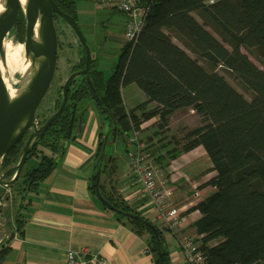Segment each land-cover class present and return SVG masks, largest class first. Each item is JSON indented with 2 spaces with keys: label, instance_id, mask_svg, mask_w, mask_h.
Listing matches in <instances>:
<instances>
[{
  "label": "trees",
  "instance_id": "obj_1",
  "mask_svg": "<svg viewBox=\"0 0 264 264\" xmlns=\"http://www.w3.org/2000/svg\"><path fill=\"white\" fill-rule=\"evenodd\" d=\"M53 1L62 12L77 19L76 0ZM194 12L199 20L192 15ZM23 26L25 20L19 11L13 33ZM207 28L216 32L219 39ZM172 37L196 58L175 44ZM242 48L253 50L264 60V0H153L136 42L121 47L101 90L98 87L101 73L95 60H90L89 76L101 106L92 101L86 81H77L69 89L64 110L32 145L25 164L34 158L36 165L23 167L10 188L17 201L15 229L20 232L23 210L30 204L29 196L37 193L68 141L74 138L78 117L87 109L82 103L91 101L108 125L107 137L110 135L112 141L120 138L125 143V136L132 129L140 130L142 122L156 117L155 137L159 146L155 152L171 146L166 155L174 159L201 146L214 172L202 185L211 186L214 191L190 208L200 214L192 227L203 264H264V71ZM82 53V62L76 68L84 66L83 49ZM200 60L209 71L200 65ZM217 68L228 71L250 92V100L219 75ZM131 84L145 94L146 100L126 110L121 89ZM60 103L61 97L54 111ZM188 110L197 116L198 125L187 129L179 140L163 142L172 115ZM104 137L103 133L99 134L96 167L101 169V174L110 176L114 167L108 168L107 163L114 162V158L105 152L108 138L105 141ZM26 138L27 134L2 158L0 169L7 180L14 174ZM163 159L160 155L154 158L159 163ZM94 181L92 176L89 189L96 195ZM99 192L120 211L141 216L105 194L100 183ZM116 216L137 234L146 235L156 264H159L158 254L162 255V264H170L163 229L141 216L158 230L156 238L143 222ZM8 250L7 246L0 249V264H4Z\"/></svg>",
  "mask_w": 264,
  "mask_h": 264
},
{
  "label": "crops",
  "instance_id": "obj_2",
  "mask_svg": "<svg viewBox=\"0 0 264 264\" xmlns=\"http://www.w3.org/2000/svg\"><path fill=\"white\" fill-rule=\"evenodd\" d=\"M124 20L123 16L122 26ZM112 35L107 33L108 37ZM128 86H132L131 98L124 100V88L121 97L125 109L131 110L145 101L146 96L134 84ZM136 99L138 101H133ZM86 106L74 138L66 144L52 173L40 184L34 201L30 200L23 210L24 222L20 232L14 228L9 237H0V245L4 241L9 247L4 264H64L68 251L79 252L84 248L102 256L107 264H156V256L148 247L146 235L137 234L114 212L106 211L89 189L90 179L97 168L96 152L104 122L95 106ZM157 124L156 117L142 122L140 139L145 143V152L149 151L148 160L158 170L161 186L173 191L172 204L181 219L176 232L163 231L164 247L170 264H189L177 242V235L196 238L192 225L200 214L190 208L214 191L211 186H202L214 172L201 146L174 159H168L166 155L171 148L169 145L155 152L159 146L155 137L158 130L154 128ZM166 135L165 132L163 137ZM169 141L165 138L163 142ZM128 149L130 147L126 144L122 158L108 153L114 162L108 161L107 166L113 165L114 170L110 176L101 174L99 183L105 194L123 202L160 228L156 211L144 188L129 171ZM159 155L164 158L161 163L154 160Z\"/></svg>",
  "mask_w": 264,
  "mask_h": 264
},
{
  "label": "water",
  "instance_id": "obj_3",
  "mask_svg": "<svg viewBox=\"0 0 264 264\" xmlns=\"http://www.w3.org/2000/svg\"><path fill=\"white\" fill-rule=\"evenodd\" d=\"M19 11L25 20V38L22 44L29 68L24 73L23 84L16 89V94L12 98L7 93L0 77V166L4 155L26 134L27 138L13 176L9 180L5 179L0 169V201L18 178L34 142L45 133L46 129L64 110L68 101L70 85L76 78L84 77L92 101L101 106L89 76L91 60L89 47L86 45L76 21L70 15L62 12L53 0H26L24 10L20 7V0H4L3 10L0 12V63L4 59L2 44L6 36L14 31ZM54 18L62 19L75 33L84 50L85 62L83 69L71 73L62 85L59 108L47 118L43 125L37 127L36 111L51 85L56 69L58 38ZM80 124L81 121H79L78 126ZM104 140H107V135H105ZM100 175L101 169L97 167L94 174V187L96 198L101 205L116 214L143 222L158 238V230L150 222L137 214L120 211L100 194ZM158 260L159 264H162L161 254H158Z\"/></svg>",
  "mask_w": 264,
  "mask_h": 264
},
{
  "label": "rangeland",
  "instance_id": "obj_4",
  "mask_svg": "<svg viewBox=\"0 0 264 264\" xmlns=\"http://www.w3.org/2000/svg\"><path fill=\"white\" fill-rule=\"evenodd\" d=\"M75 7L77 18L75 21L85 39L86 45L89 47L91 58L95 60L96 67L101 73V83L98 86L101 90L105 86V82L111 73L112 67L117 62L121 47L126 43L124 39L120 37L121 33L123 32L122 19L124 15L118 11L103 8L101 0H76ZM192 15L199 20V17L195 12L192 13ZM54 25L59 43L57 50L56 69L51 85L36 111L37 126L40 125L39 123L41 121L46 120L52 113H54V110L56 109V103L60 101L61 97L60 88L68 78L69 74L75 69L80 57L83 56L78 39L68 24L62 19L58 18L54 21ZM207 29L219 39L216 32H214L211 28ZM108 32L113 33L114 35L108 37ZM24 38L25 26H23L16 33L11 32L6 36L5 40L9 39L15 45L17 43L22 44ZM172 40L175 44L184 49L190 57L196 58V56L188 51L175 37H172ZM241 50L256 66L264 71V60L258 58L253 50H247L243 48ZM23 55L24 61H26L25 54L23 53ZM199 63L203 68L209 71L208 67L203 61L200 60ZM25 72H16L14 74L13 85L16 89L23 84V76ZM216 72L223 76L225 80L238 93L243 95L245 99L250 100V92L245 90L228 71L222 68H217ZM131 88L132 86L130 87L127 85L122 91L125 101H128L131 98L129 95ZM133 101L138 100L136 99ZM84 104L85 106L91 105L94 107V104L91 101H85L82 103V105ZM197 125L198 118L194 113H190L189 111L175 113L170 118L169 127L166 131H164L167 133L166 137L164 138H169L170 140H179L187 129L194 128ZM154 128L155 131L158 130L157 127ZM102 131L104 135H107L108 125L106 123H103ZM107 138L108 141L105 148L106 153H111L114 154L115 157L122 158L126 150V142L122 143L120 138H117L116 141H112L110 135ZM36 163V160L33 158L24 165V168H32L36 165ZM29 198L31 201H34L36 194L30 195ZM16 208V198L9 189L5 193L3 199L0 201V237H9L11 230L15 228L14 216L17 214ZM5 245L6 244L3 241V243L0 245V249Z\"/></svg>",
  "mask_w": 264,
  "mask_h": 264
},
{
  "label": "built area",
  "instance_id": "obj_5",
  "mask_svg": "<svg viewBox=\"0 0 264 264\" xmlns=\"http://www.w3.org/2000/svg\"><path fill=\"white\" fill-rule=\"evenodd\" d=\"M153 0H101L102 7L122 13L125 17L122 38L126 43L134 44L142 31L150 5ZM130 147L126 152L129 171L144 188L147 197L159 221L160 228L176 232L181 224L180 214L172 204V191L162 187L158 179V170L151 165L145 152V145L140 139V130L132 129L125 136ZM177 242L183 256L189 264H203L204 258L193 238L177 235ZM64 264H107L106 260L84 248L79 252L68 251Z\"/></svg>",
  "mask_w": 264,
  "mask_h": 264
},
{
  "label": "bare ground",
  "instance_id": "obj_6",
  "mask_svg": "<svg viewBox=\"0 0 264 264\" xmlns=\"http://www.w3.org/2000/svg\"><path fill=\"white\" fill-rule=\"evenodd\" d=\"M4 0H0V12L3 10ZM21 9H25L26 0H20ZM37 35H35V38ZM4 59L0 63V77L7 90V93L12 98L16 94V88L13 85V76L16 72L23 73L29 68V64L24 61L23 44H13L11 40H4L2 44ZM25 62V63H24ZM21 77V76H20Z\"/></svg>",
  "mask_w": 264,
  "mask_h": 264
},
{
  "label": "flooded vegetation",
  "instance_id": "obj_7",
  "mask_svg": "<svg viewBox=\"0 0 264 264\" xmlns=\"http://www.w3.org/2000/svg\"><path fill=\"white\" fill-rule=\"evenodd\" d=\"M58 18H54V21L55 20H57ZM69 26V25H68ZM75 34V33H74ZM58 47H59V43H58ZM83 48L81 47V50H82ZM83 52H84V50H83ZM83 57V56H82ZM82 57H80V60H79V62L78 63H81L82 62ZM84 58H85V53H84ZM85 62V61H84ZM77 65V64H76ZM84 67V66H83ZM83 67H75V69L71 72V73H73V72H75V71H78V70H82L83 69ZM70 73V74H71ZM69 74V75H70ZM82 79H84V77H78V78H76L72 83H71V85H70V88L72 87V85H74V84H76L77 83V81H82ZM85 80V79H84ZM62 89V88H61ZM66 107V106H65ZM55 112V111H54ZM81 118H82V116H79L78 117V122H77V128L79 127L78 126V123H79V121H81ZM45 123V122H44ZM43 123V124H44ZM43 124H41V125H43ZM41 125H39V126H41ZM81 125V124H80ZM39 126H37V127H39ZM77 130V129H76Z\"/></svg>",
  "mask_w": 264,
  "mask_h": 264
}]
</instances>
